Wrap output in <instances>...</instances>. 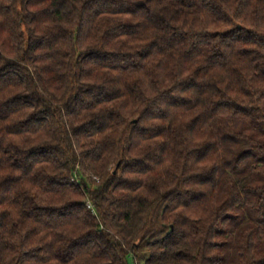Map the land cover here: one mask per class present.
I'll return each instance as SVG.
<instances>
[{
    "label": "trees",
    "instance_id": "obj_1",
    "mask_svg": "<svg viewBox=\"0 0 264 264\" xmlns=\"http://www.w3.org/2000/svg\"><path fill=\"white\" fill-rule=\"evenodd\" d=\"M0 264H264V0H0Z\"/></svg>",
    "mask_w": 264,
    "mask_h": 264
}]
</instances>
